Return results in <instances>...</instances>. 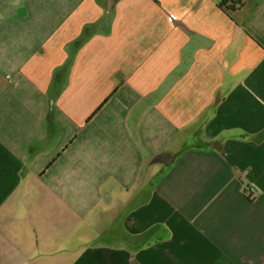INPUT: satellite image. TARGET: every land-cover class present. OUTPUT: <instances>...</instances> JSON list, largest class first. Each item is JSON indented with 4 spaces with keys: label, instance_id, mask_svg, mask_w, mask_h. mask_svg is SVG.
Here are the masks:
<instances>
[{
    "label": "crops",
    "instance_id": "crops-1",
    "mask_svg": "<svg viewBox=\"0 0 264 264\" xmlns=\"http://www.w3.org/2000/svg\"><path fill=\"white\" fill-rule=\"evenodd\" d=\"M0 0V264H264V0Z\"/></svg>",
    "mask_w": 264,
    "mask_h": 264
},
{
    "label": "trees",
    "instance_id": "trees-1",
    "mask_svg": "<svg viewBox=\"0 0 264 264\" xmlns=\"http://www.w3.org/2000/svg\"><path fill=\"white\" fill-rule=\"evenodd\" d=\"M229 2L231 3L230 5H228ZM224 4L228 5V8H233L236 5L234 0H224Z\"/></svg>",
    "mask_w": 264,
    "mask_h": 264
}]
</instances>
